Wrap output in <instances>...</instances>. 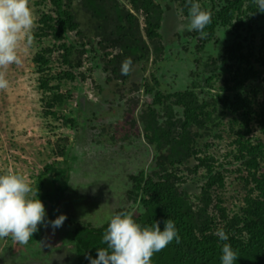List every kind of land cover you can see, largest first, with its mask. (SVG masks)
<instances>
[{
    "label": "rangeland",
    "instance_id": "1",
    "mask_svg": "<svg viewBox=\"0 0 264 264\" xmlns=\"http://www.w3.org/2000/svg\"><path fill=\"white\" fill-rule=\"evenodd\" d=\"M81 1L79 7L85 3ZM119 1L122 9L132 10L127 0ZM211 1L205 0L204 4L210 8ZM224 1L218 0V7ZM155 3L165 12L160 31L162 38L155 45L145 38V15L138 13L141 37L149 46L150 54L148 59L135 64L126 82L115 80L108 65L110 55L115 56L118 48L113 45L118 31L110 27L115 25V17H110L111 23L107 26L104 16L97 18L83 10L77 13L87 40L77 36V32L69 33L66 39L69 45H77L74 50L77 60L82 52V66L79 69L74 65L76 71L64 69L73 72L75 81L54 82L66 98L56 103L52 92L44 93L41 89L38 66L33 61L36 53L53 47L52 40L42 42L37 34L44 13L52 16L56 13L50 0H29L34 23L19 42L20 62L0 68L8 81V87L0 89V174H19L36 189L37 178L46 167L69 169L66 178L56 181L61 192L58 196L52 194L47 207L48 221L61 214L66 219L55 230L43 226L40 241L32 246L21 245L11 236L0 238V264H75L74 245L69 242L75 229L80 225H106L108 217L119 209H127L132 215L138 212L140 202L131 197V177L150 170L155 157L140 123V112L150 100L145 87L154 82V77L161 83L162 91L171 92L184 91L196 81L197 93L212 98L220 94L219 89L229 78L230 68L222 63L226 48L243 36L244 41L255 42L258 47L264 34V13H260V18L252 16L245 20L240 39L228 29L218 28L213 40L202 42L204 39H196V31L190 30L189 18L181 3L174 0H155ZM84 44L88 47L83 48ZM60 59L56 51L53 64L62 66ZM207 65L211 66L209 70ZM57 73L56 68L53 71L56 78ZM212 76L214 80L208 84L207 79ZM224 119L227 122L228 118ZM227 131L226 124L220 129L225 140L215 143L221 150L218 157L225 163L233 161L225 157L228 151L225 153L224 148L231 143ZM213 142L211 138L203 141V145ZM209 154L214 155L212 149ZM194 165L192 162L187 169L182 168L180 176L187 180L182 189L197 208L201 206L205 172L195 175L192 173ZM234 166H225L226 188L211 191L213 213L218 198L231 214L243 204L242 200H235V191H239L240 186L237 175L232 173Z\"/></svg>",
    "mask_w": 264,
    "mask_h": 264
},
{
    "label": "trees",
    "instance_id": "2",
    "mask_svg": "<svg viewBox=\"0 0 264 264\" xmlns=\"http://www.w3.org/2000/svg\"><path fill=\"white\" fill-rule=\"evenodd\" d=\"M83 1L85 3L79 7L81 0H50L56 16L44 13L39 21L38 37L42 42L52 40L54 44L36 53L33 61L38 66L41 89L44 93L52 92L56 103H62L66 98L61 87L53 85L54 82L75 81L73 72L64 69L76 71L74 65L79 69L82 66V52L77 60L74 54L77 45H69L66 39L69 33L77 32V36L87 40V35L84 36L80 29L77 15L80 10L97 18L103 19L104 16L103 22L107 26L111 23L110 17H115V25L110 27L118 31L117 41H113L118 48L115 56L110 55L108 63L115 80L126 82L135 64L142 63L150 54L149 46L141 37L138 13L145 15V38L154 45L162 38L160 31L165 12L155 0H127L132 10L122 9L119 0H110L109 3L108 0ZM174 1L181 3L189 18L188 0ZM204 1L194 0L202 10L211 14V22L203 34L196 31V39H204L202 42L213 40L218 28L228 29L230 34L240 39L245 20L252 19V16L261 17L252 0H225L220 7L218 0H212L210 8ZM244 39L243 36L242 40H236L226 48L222 63L230 68L229 78L219 89L220 94L212 98L197 93L199 84L196 81L184 91L171 92L162 91L161 83L154 77V82L145 87L144 92L150 100L140 112V123L155 157L150 170H142L138 176L131 177V197L140 202V208L133 217L143 226H151L158 221L161 230L164 221L170 218L180 235L179 243L174 240L154 253L151 264H220V249L224 242H218L213 234L218 228L228 234L226 242L238 256L236 264H264V34L258 47L255 42L249 43ZM84 47L88 45L84 44ZM56 51L60 54L62 66L57 67L52 62ZM125 61H130V64L128 72L123 74ZM54 68L58 70L57 78L53 74ZM210 68V65L206 66L207 70ZM213 80L212 76L207 83ZM224 118H228L227 122ZM226 124L229 128L226 134L231 143L225 146L224 152L228 151L225 157L233 160L229 163L218 157L221 150L215 144L217 140H225L220 129ZM211 138L213 144L203 145V141ZM211 149L214 155L209 154ZM192 162H195L192 173L199 175V172H205L201 206L197 208L182 189L187 180L180 176L182 168L187 169ZM229 164L235 165L232 173L237 175L240 186V190L235 191V200H242L243 204L231 214L222 206L224 201L218 198L213 213L211 191L226 188L225 166ZM68 175L69 169L50 166L37 178L36 189L45 206L46 221L49 220L48 201L52 194L58 196L61 192L56 181ZM119 212L129 213L127 209H119L115 214ZM105 227L80 225L75 229L69 241L74 245L75 264H89L87 257L96 258V249L106 247L101 242ZM42 228L38 225V231L28 241L30 246L40 241Z\"/></svg>",
    "mask_w": 264,
    "mask_h": 264
},
{
    "label": "clouds",
    "instance_id": "3",
    "mask_svg": "<svg viewBox=\"0 0 264 264\" xmlns=\"http://www.w3.org/2000/svg\"><path fill=\"white\" fill-rule=\"evenodd\" d=\"M189 26L203 34L211 22V14L200 8L194 0H188ZM256 11L264 13V0H252ZM33 17L29 0H0V68L18 64V45L32 26ZM130 61H125L122 73L129 70ZM8 87V81L0 73V89ZM66 216L61 214L46 221V210L34 189L25 178L16 173L0 174V238H11L23 245L33 237L39 226L53 230L62 226ZM221 245L220 264H236L237 253L227 243L229 236L222 228L213 233ZM179 243L180 235L175 222L168 218L161 230L158 221L143 226L133 215L119 212L108 217L101 242L106 247L97 248L96 258L87 257L89 264H151V257L171 242Z\"/></svg>",
    "mask_w": 264,
    "mask_h": 264
}]
</instances>
